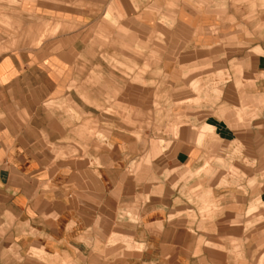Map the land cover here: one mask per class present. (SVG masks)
Instances as JSON below:
<instances>
[{"label":"rangeland","instance_id":"obj_1","mask_svg":"<svg viewBox=\"0 0 264 264\" xmlns=\"http://www.w3.org/2000/svg\"><path fill=\"white\" fill-rule=\"evenodd\" d=\"M37 38L73 58L71 93L57 104L74 124L72 159L118 139L120 180L137 188L132 210L157 199L167 219L185 217L195 255L216 251L225 262L248 245L256 261L264 0H0V56L34 51ZM211 126L198 145L197 132Z\"/></svg>","mask_w":264,"mask_h":264},{"label":"crops","instance_id":"obj_2","mask_svg":"<svg viewBox=\"0 0 264 264\" xmlns=\"http://www.w3.org/2000/svg\"><path fill=\"white\" fill-rule=\"evenodd\" d=\"M35 45L0 56V264H260L264 250L253 261L248 245L226 263L216 251L195 255L185 217L167 219L157 199L132 210L137 188L120 180L118 139L98 152L87 144L74 161V124L57 109L71 93L73 58L53 41ZM213 134L199 130L195 142Z\"/></svg>","mask_w":264,"mask_h":264}]
</instances>
